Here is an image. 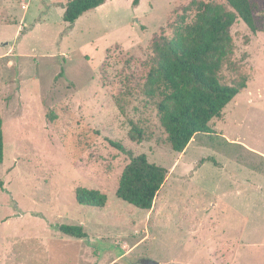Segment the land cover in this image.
Returning <instances> with one entry per match:
<instances>
[{"label":"rangeland","instance_id":"374dc122","mask_svg":"<svg viewBox=\"0 0 264 264\" xmlns=\"http://www.w3.org/2000/svg\"><path fill=\"white\" fill-rule=\"evenodd\" d=\"M68 1L0 0V264H264V199L241 204L231 178L264 176V158L234 141L264 151V0H251L257 32L240 18L231 27L219 74L247 87L183 152L168 142L162 96L146 84L153 38L192 23V0H107L72 28ZM112 141L169 170L154 203L172 204L164 216L116 195L131 154ZM79 186L105 193L106 205L79 203ZM211 202L221 207L205 208ZM61 224L82 225L88 237Z\"/></svg>","mask_w":264,"mask_h":264},{"label":"trees","instance_id":"16d2710c","mask_svg":"<svg viewBox=\"0 0 264 264\" xmlns=\"http://www.w3.org/2000/svg\"><path fill=\"white\" fill-rule=\"evenodd\" d=\"M107 0H69L64 5L63 19L72 28L86 12L103 5ZM231 9L204 0H192L196 18L178 28L171 38L154 37L156 64L147 78V94L161 95L158 112L162 127L172 149L183 152L197 134L214 131L211 121L222 116L226 106L247 87V80L236 84L223 83L219 77L223 63L232 51L231 27L240 18L257 32L251 0H226ZM141 0H133V6ZM23 33V31H22ZM139 138L143 130L136 128ZM119 149L128 152L117 142ZM5 139L0 114V163L4 160ZM124 168L116 195L144 210L152 209L157 194L167 179L169 170L151 162L144 153L134 156ZM79 203L104 207L107 195L98 189L76 188ZM59 230L76 238H87L79 224H61Z\"/></svg>","mask_w":264,"mask_h":264},{"label":"crops","instance_id":"0c3cea01","mask_svg":"<svg viewBox=\"0 0 264 264\" xmlns=\"http://www.w3.org/2000/svg\"><path fill=\"white\" fill-rule=\"evenodd\" d=\"M234 141H237V143H240V145H243L241 150H245L246 152H250V153L254 152L256 155L262 156L264 158V151H259L255 148H252L244 140H234ZM232 162H238V161H236L234 159V160H232ZM245 168H246V166H245ZM195 171L196 170H194L193 175L195 174ZM249 171L255 172V175H257L259 182L258 181L255 182V181L251 180L249 177H240V178L236 179V177H238L237 175H235L237 173L236 171H232V176H231V178L233 179L232 189L236 193H238L241 197H243V194L245 195L244 199H242V200H244V202L241 203V204H245V206H247L249 204L247 200L254 201L256 199H261V198L264 199V176H263V173H261L258 170H254V169H253V171L252 170H249ZM196 172L198 175L199 171H196ZM211 203L208 205H204V206H206L205 208H208L209 206H211V207H214V209L216 211L217 209H219L221 207V204H217V202H213L212 204ZM251 204H255V203L251 202ZM155 205L156 204L153 205L152 209L148 210V212L150 213V217L151 216H153V217L154 216L155 217L164 216V214H165L164 209L167 206L170 207L172 204H159V206L157 208ZM222 205L225 207L228 206L226 204H222ZM230 208L232 209V207H230ZM207 211H209V210H207ZM213 216H215L214 213H213ZM241 216H242V213H241ZM247 217L248 216L246 214L243 215L242 220L244 222H247L248 221ZM240 230H241V235H242V227L240 228ZM236 240H238L239 243H242V245H240V247H244L245 246L244 243H247L246 239H244L242 236H239L238 238H236ZM230 242H231V240H230ZM227 261H229V260H227ZM227 261H225V262H227Z\"/></svg>","mask_w":264,"mask_h":264},{"label":"water","instance_id":"95a60500","mask_svg":"<svg viewBox=\"0 0 264 264\" xmlns=\"http://www.w3.org/2000/svg\"><path fill=\"white\" fill-rule=\"evenodd\" d=\"M144 264H159V263L155 260L146 259V260H144Z\"/></svg>","mask_w":264,"mask_h":264}]
</instances>
